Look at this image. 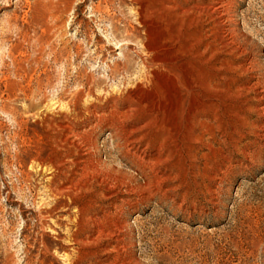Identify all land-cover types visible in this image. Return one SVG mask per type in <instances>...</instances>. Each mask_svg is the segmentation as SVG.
Masks as SVG:
<instances>
[{
	"label": "rangeland",
	"instance_id": "rangeland-1",
	"mask_svg": "<svg viewBox=\"0 0 264 264\" xmlns=\"http://www.w3.org/2000/svg\"><path fill=\"white\" fill-rule=\"evenodd\" d=\"M0 264H264V0H0Z\"/></svg>",
	"mask_w": 264,
	"mask_h": 264
},
{
	"label": "bare ground",
	"instance_id": "bare-ground-1",
	"mask_svg": "<svg viewBox=\"0 0 264 264\" xmlns=\"http://www.w3.org/2000/svg\"><path fill=\"white\" fill-rule=\"evenodd\" d=\"M138 147V146H137ZM146 170V169H145ZM152 182V181H151ZM149 187V186H148ZM49 212L47 211V214H48ZM50 214V213H49Z\"/></svg>",
	"mask_w": 264,
	"mask_h": 264
}]
</instances>
